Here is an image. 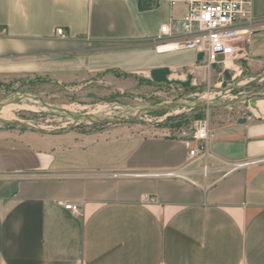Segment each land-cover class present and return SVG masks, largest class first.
Listing matches in <instances>:
<instances>
[{
  "label": "crops",
  "instance_id": "crops-1",
  "mask_svg": "<svg viewBox=\"0 0 264 264\" xmlns=\"http://www.w3.org/2000/svg\"><path fill=\"white\" fill-rule=\"evenodd\" d=\"M249 8L240 61L257 68L264 0ZM183 11L168 0H0V81L157 67L179 77L195 52L155 46ZM193 146L119 126L0 130V264H264V161L228 167L264 158V117L213 126L205 158L188 164ZM181 168L195 184L146 175Z\"/></svg>",
  "mask_w": 264,
  "mask_h": 264
},
{
  "label": "rangeland",
  "instance_id": "rangeland-1",
  "mask_svg": "<svg viewBox=\"0 0 264 264\" xmlns=\"http://www.w3.org/2000/svg\"><path fill=\"white\" fill-rule=\"evenodd\" d=\"M180 74L170 71L169 79L185 81L191 74L188 87L153 82L149 71H107L68 81L37 75L2 80L0 130L89 133L119 126L140 135L190 138L201 119L211 130L242 118L264 117L256 106L264 100V64L251 68L236 60L224 69L198 62ZM105 119L109 122L103 123Z\"/></svg>",
  "mask_w": 264,
  "mask_h": 264
},
{
  "label": "built area",
  "instance_id": "built-area-1",
  "mask_svg": "<svg viewBox=\"0 0 264 264\" xmlns=\"http://www.w3.org/2000/svg\"><path fill=\"white\" fill-rule=\"evenodd\" d=\"M168 1L172 7L182 5L184 11L181 16H171L166 23L160 26L156 37L155 49L157 51L162 49L192 50L196 56L202 53L200 63L208 66L221 64L224 69L243 57L244 44L248 41L250 33L246 27L251 20L249 8L251 0ZM56 33L64 35L62 28H58ZM209 137L210 128L207 121L198 120L189 138L194 142V146L188 151V164L205 158ZM257 161H264V158L233 163L228 166L229 171ZM209 170V166L202 163L199 173L205 177ZM190 174L191 171L185 168L146 173L152 177L182 179L195 184ZM61 205L74 214L80 211V206L72 202L61 201Z\"/></svg>",
  "mask_w": 264,
  "mask_h": 264
},
{
  "label": "water",
  "instance_id": "water-1",
  "mask_svg": "<svg viewBox=\"0 0 264 264\" xmlns=\"http://www.w3.org/2000/svg\"><path fill=\"white\" fill-rule=\"evenodd\" d=\"M196 60L197 62H200L202 60V53H199L196 56ZM169 75H170V69L168 67H157V68H153L149 70V76L153 82L164 83V84H178L182 86L183 88H186L190 85V81L192 78L191 74L187 75V79L185 81H181L178 79H169ZM81 116H82L81 118L86 119L89 122L93 121L91 117L87 115H81ZM244 120H245L244 118L239 119V122H244ZM102 122L108 123L109 120L105 119V120H102ZM56 132H59V131H56Z\"/></svg>",
  "mask_w": 264,
  "mask_h": 264
},
{
  "label": "bare ground",
  "instance_id": "bare-ground-1",
  "mask_svg": "<svg viewBox=\"0 0 264 264\" xmlns=\"http://www.w3.org/2000/svg\"><path fill=\"white\" fill-rule=\"evenodd\" d=\"M162 48H160L161 50ZM256 106L259 110L261 111H264V100L263 99H259L257 102H256ZM256 112V111H255ZM1 116V115H0Z\"/></svg>",
  "mask_w": 264,
  "mask_h": 264
}]
</instances>
